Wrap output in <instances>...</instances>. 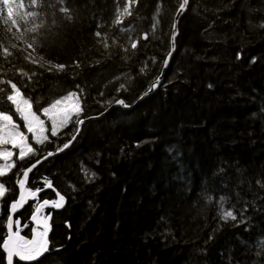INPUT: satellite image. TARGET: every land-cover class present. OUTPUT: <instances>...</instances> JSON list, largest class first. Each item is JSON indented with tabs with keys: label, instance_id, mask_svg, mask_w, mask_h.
I'll return each mask as SVG.
<instances>
[{
	"label": "trees",
	"instance_id": "16d2710c",
	"mask_svg": "<svg viewBox=\"0 0 264 264\" xmlns=\"http://www.w3.org/2000/svg\"><path fill=\"white\" fill-rule=\"evenodd\" d=\"M125 3L37 0L31 5L23 0V8L13 5L18 14L37 11L46 21L36 51L30 49L37 64L24 59L23 43L33 34L22 35V23L21 31L9 32L6 17L0 18V44L13 53L4 58L0 47V79L27 84L22 91L31 96L34 109L37 99L47 106L79 84V118L92 119L69 150L30 174L28 187L46 190L48 179L54 192L41 191L19 215L29 225L22 228L23 236L31 239L37 203L55 200L58 190L66 195V208L43 212L41 220L50 216V244L62 246L56 254L60 264H264V190L256 183L264 180V29L259 27L264 0H189L162 85L143 101L140 97L161 75L181 0H138L131 16L113 23ZM63 6L71 9V20L59 11ZM96 30L107 34V49ZM129 37L140 38L134 50ZM77 59L80 67L74 66ZM48 60L69 67L63 72L39 67ZM18 69L36 75L29 82ZM121 84L125 87L117 92ZM118 99L131 109L109 111ZM71 130L70 124L58 136L48 133L50 142L44 145L28 135L29 143L43 151L25 161L13 156L16 168L0 178L12 182L5 199L18 195L14 176L23 177L21 165L30 167L55 151L70 139ZM82 165L98 174L94 183L85 182ZM221 195L228 200L225 210L247 202L245 223L220 219ZM7 211L4 204L0 236ZM37 264L53 260L48 254Z\"/></svg>",
	"mask_w": 264,
	"mask_h": 264
},
{
	"label": "snow or ice",
	"instance_id": "6c2138e0",
	"mask_svg": "<svg viewBox=\"0 0 264 264\" xmlns=\"http://www.w3.org/2000/svg\"><path fill=\"white\" fill-rule=\"evenodd\" d=\"M59 2L64 4L65 0H59ZM30 3L31 5H36L37 0H30ZM137 3L138 0H126L125 7L118 12L117 18L113 21V23L121 24L122 20L120 19V16H131L132 7ZM188 3L189 0H183V3L180 5V10L184 11ZM0 5H3V8L7 10L6 18H4L5 13L3 9H0V18H4V24L11 25V27L8 28V31L11 32L12 28H15L17 31H21L22 23L24 25L22 35L33 34L29 37L31 42L27 43V47L36 51L34 45H36L37 39L43 35L41 30L45 28L46 23V21L42 18L41 13L37 11H28L23 14H18L14 10L13 5H15L16 9H21L24 7L23 0H20L19 3H17V0H0ZM42 6L43 5L41 4V7ZM59 11L65 13L69 20L72 19L71 9L69 7L63 6L59 9ZM37 19H39V23L36 22ZM53 24H55L54 20ZM100 27L101 25L97 24V29ZM259 27L264 29V20L259 23ZM126 30L128 29H121V31ZM173 30V35L170 37V50L166 58L163 60L164 67L168 66L172 53L175 51V39L178 34L175 32V25H173ZM94 35L95 37L100 38L99 42L105 49L109 47L107 34H102L101 31L96 30ZM142 38L147 40L148 35L144 34ZM129 39L131 49H136L140 42V38L133 40L129 37ZM113 43H116V41L113 40ZM0 47H2L4 58L13 55V53L9 51L8 47H3L2 44H0ZM12 47L15 48L16 45H12ZM123 51L127 52L128 48H124ZM236 58H241V54L239 52L237 53ZM24 59L30 60L34 64L38 63V61L32 58L31 53L24 55ZM41 59H43V57H41ZM251 62L254 63L255 60L253 59ZM73 63L75 67H80L81 61L77 59ZM97 63H99V61H97ZM39 67L46 68V71L48 72H63L69 67V65L65 63H53L52 60H48L45 64H39ZM139 71L144 73L145 68L141 67ZM18 73L21 76L27 77L29 82L32 80V77L36 75L35 72L29 75L23 69H18ZM169 83H171V81H169ZM0 85L10 86L8 89L0 87V105H4L0 106V146H11L10 148L0 147V161L4 162L0 163V178L9 175L12 169L16 168V162L12 159L13 156L16 155L13 151L14 149L19 150V161H25L26 158L30 156H39L40 151H43L42 149L38 151L31 143H29V137L26 132L32 134L34 142L37 145H44L46 142H50V137L47 134L49 130L51 136L55 137L59 135L58 129L63 130L70 124L72 125L70 139L64 142L62 146L57 145L55 151L45 152L43 154L44 160H47L49 157L67 149L70 144L75 141L76 137L79 136L81 126L85 123L84 119L79 118L83 114L82 102L79 100V97L83 94V89H81L79 84L75 85L77 91H69L66 95L49 100L47 102V106H44L42 102L37 99L35 109L31 96H26L24 91H22V88L27 87V84H22L18 87L17 83H14L12 79H0ZM160 85L161 78L160 76H157L143 95H148L155 88L160 87ZM124 87V84H121L117 89V92ZM207 87L212 88V85L208 84ZM100 95L103 96V92H101ZM140 98L143 99V96ZM115 102L123 105L124 107H129L123 99H118ZM108 103H111V101H108ZM41 115L46 117L49 122L48 126H46V121L41 119ZM14 117L23 122L26 132L21 130L20 123H17V120L14 119ZM74 117H76L75 120L73 119ZM39 163H41V160L37 159L35 163L30 165V167L24 168V166L21 165L20 170L23 173V178H20L19 173L15 174L14 184L18 186V196H12L5 199L9 196V193L13 191L11 187L12 182L0 179V214L3 213L4 204L8 205L7 214L3 217L6 219V235L0 236V264H20V262H24V264H31V262L37 261L40 257H44L46 253L52 258L53 264H60V260L56 254L61 252L62 246H50V242L48 240L50 228L47 221L50 219V216L44 217L43 224H40L38 221V214L41 209L45 208L49 204H51L53 208H62L67 202L66 195L61 194L60 191L56 190L55 195L57 199L52 201L43 199L42 202L37 203L31 213V220L37 221V227L41 228V230L34 234L33 239H28L21 235L22 228H27L29 225L27 223H22L23 217H16V213L21 211L25 205L28 204L30 199L36 200L39 193L44 190L43 187H36L35 189L31 187L26 188L29 173L36 168ZM97 163H99L98 160ZM81 171L84 175L85 182L87 183H94L95 180L98 179V174L95 171L84 168L83 165L81 166ZM221 171H223V169H221ZM256 183L260 189L264 190V180L258 179ZM43 184L49 189L54 188L51 180L45 179ZM69 188L71 191L76 190L74 185H69ZM237 196H239L238 193ZM211 199L212 197H208L209 201H211ZM226 203H228L227 198L224 195H221L217 201L220 219L224 222L231 220L237 221L238 223H245L247 202H245V205L239 209H236V206L232 205L228 210H225L224 208ZM237 211L239 213V220ZM70 238L71 237L69 236V239ZM211 238L212 237L210 236L209 239Z\"/></svg>",
	"mask_w": 264,
	"mask_h": 264
},
{
	"label": "water",
	"instance_id": "95a60500",
	"mask_svg": "<svg viewBox=\"0 0 264 264\" xmlns=\"http://www.w3.org/2000/svg\"><path fill=\"white\" fill-rule=\"evenodd\" d=\"M182 3H183V0H181V4H182ZM181 4H180V5H181ZM187 7H188V5L186 6V8H185L184 11H181L180 8H179V10L177 11L176 16H175V18H174V21H173V25H175V32L178 33V34L176 35V39H175V51L172 53L171 60H172V58H173V56H174V54H175V52H176V43H177V39H178V36H179V23H180V21H181V19H182L183 14L186 12ZM173 25H172L171 36L173 35V31H174V30H173ZM144 41H145V40H144ZM26 48H27V51H28V52H31V50H30L28 47H26ZM29 50H30V51H29ZM171 60L169 61L167 67H164V66H163V69H162V72H161L162 75H160V78H161V85H162V82H163V78H164V76H165L167 70L169 69V66H170ZM161 85H160V86H161ZM158 88H159V87L155 88L153 91H151V92H150L148 95H146V96L143 95V99H140V100L143 101V100L149 98V96L154 95V94L157 92ZM118 108H122V109H124V110H130V109H131L130 107H124L123 105H120V104H117V103H116V104H115V105H114L109 111H111L112 109H118ZM91 120H92V119H90V120H85V123L81 126V129H82V127H83L86 123L90 122ZM80 133H81V131H80ZM79 135H80V134H79ZM78 137H79V136L76 137L75 141H73L67 149H65L64 151H61V152H59V153H57V154H55V155L49 157L47 160H49V159H51V158H54V157H56V156H59V155L63 154L64 152H66L67 150H69V149L71 148V146L77 141ZM47 160L42 159V160H41V163H39V164L37 165V167L34 168V169L29 173L28 180H27V182H26V188L28 187V182H29L30 174H31L35 169H37L42 163L46 162ZM22 178H23V177H22ZM17 190H18V186H17ZM43 192H54V191H52V189L47 188V189L44 190ZM41 193H42V192H41ZM41 193H39V195H41ZM39 195H38V196H39ZM17 196H18V195H17ZM55 196H56V195H55ZM56 199H57V197H56ZM34 202H35V200L30 199L29 202H28V204H26L25 207H24L21 211H18V212L16 213V217H18L19 215H21L22 212H23V211H24V210H25L30 204H33ZM65 208H66V204H65L62 208H58V209H57V208H53V207L51 206V204H49V205L46 206L45 208L41 209L40 213L38 214V221H39V223H40V224H43V222H44V221L41 220V214H42L43 212L53 211V212H55V213H60V212L64 211ZM47 223H48L49 228H50V220H48ZM30 225H31V227H32L33 229H35V230H38V231L41 230V228H38V227H37V221H32L31 218H30ZM14 230H15V229H14ZM34 234H35V233H34ZM34 234H32L31 239L34 238ZM5 235H6V224H5ZM50 237H51V229H50L49 234H48V240H49V242H50ZM50 246H51V244H50ZM47 255H48V254L46 253L45 256H47ZM45 256H44V257H45ZM44 257H40L37 261H33V262H31V264H37V263H39V262L41 261V259H43ZM20 264H24V262H20Z\"/></svg>",
	"mask_w": 264,
	"mask_h": 264
},
{
	"label": "rangeland",
	"instance_id": "374dc122",
	"mask_svg": "<svg viewBox=\"0 0 264 264\" xmlns=\"http://www.w3.org/2000/svg\"><path fill=\"white\" fill-rule=\"evenodd\" d=\"M1 7H2V9H3V11H4V13H5V17H6V9H4L3 8V5H1ZM23 46H24V48H26L27 47V45L26 44H24L23 43ZM28 52V51H27ZM28 53H31V52H28ZM72 102H75V101H72ZM46 118V117H45ZM66 129V128H65ZM64 130V129H63ZM63 130H61V129H58V133H60L61 131H63ZM48 133H50V130H49V132ZM47 133V134H48ZM27 135H29V136H31L32 137V134H30V133H26ZM32 140H33V142H34V139H33V137H32ZM35 143V142H34ZM36 144V143H35ZM8 145H6V146H0V147H7ZM9 147H11V146H9ZM18 153H19V151H17ZM18 153H16V155L15 156H18Z\"/></svg>",
	"mask_w": 264,
	"mask_h": 264
},
{
	"label": "flooded vegetation",
	"instance_id": "af4514ba",
	"mask_svg": "<svg viewBox=\"0 0 264 264\" xmlns=\"http://www.w3.org/2000/svg\"><path fill=\"white\" fill-rule=\"evenodd\" d=\"M34 204V203H33ZM19 217V216H18ZM6 224V223H5ZM4 228H5V226H4ZM21 235H23V231L21 230Z\"/></svg>",
	"mask_w": 264,
	"mask_h": 264
},
{
	"label": "bare ground",
	"instance_id": "6f19581e",
	"mask_svg": "<svg viewBox=\"0 0 264 264\" xmlns=\"http://www.w3.org/2000/svg\"><path fill=\"white\" fill-rule=\"evenodd\" d=\"M26 50H27V48H26ZM29 51H30V50H29ZM45 257H46V256H45ZM45 257H44V258H45ZM44 258H43V259H44ZM43 259H41V261H42ZM41 261H40V262H41Z\"/></svg>",
	"mask_w": 264,
	"mask_h": 264
}]
</instances>
